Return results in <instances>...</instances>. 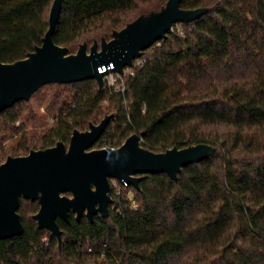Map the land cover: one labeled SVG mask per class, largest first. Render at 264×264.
Instances as JSON below:
<instances>
[{
  "label": "trees",
  "instance_id": "1",
  "mask_svg": "<svg viewBox=\"0 0 264 264\" xmlns=\"http://www.w3.org/2000/svg\"><path fill=\"white\" fill-rule=\"evenodd\" d=\"M53 1L0 0V61L25 58L43 43ZM167 1L62 0L53 39L75 53ZM180 6L203 12L144 50L146 62L124 93L96 79L45 84L38 90L54 89L60 105L43 133L23 120L30 99L1 111L0 156L69 144L75 129L108 114L92 148L118 147L137 133L156 152L209 143L213 153L183 166L177 178L146 173L139 187L121 183L106 215L58 216L61 241L38 225L39 201L22 198L24 231L0 239V264H264V0Z\"/></svg>",
  "mask_w": 264,
  "mask_h": 264
},
{
  "label": "water",
  "instance_id": "2",
  "mask_svg": "<svg viewBox=\"0 0 264 264\" xmlns=\"http://www.w3.org/2000/svg\"><path fill=\"white\" fill-rule=\"evenodd\" d=\"M180 2L168 0L161 10L141 15L114 30L110 40H96L90 48L83 42L75 53H70L67 46L53 39L62 10V0H54L43 43L25 58L0 61V112L19 100L30 99L48 83L96 79L102 87L108 70L101 72L100 66L113 64L112 70L122 72L134 58L167 36L174 24L191 21L203 12V8L184 9ZM111 118L108 114L100 122L91 123L87 130L75 129L69 144L58 141L24 155H9L0 163V239L23 233L18 212L22 198L39 201V210L34 215L38 225L61 241L58 216L68 219L73 211L80 219L86 211L93 220L96 213H108L113 201L111 178L136 187L142 179L139 174L166 172L177 178L183 166L202 160L214 151L209 143H196L156 152L143 147L141 135L137 133L118 147L92 148Z\"/></svg>",
  "mask_w": 264,
  "mask_h": 264
},
{
  "label": "rangeland",
  "instance_id": "3",
  "mask_svg": "<svg viewBox=\"0 0 264 264\" xmlns=\"http://www.w3.org/2000/svg\"><path fill=\"white\" fill-rule=\"evenodd\" d=\"M91 45L88 43L89 48ZM30 105L31 111H26L23 114V120L27 123L28 130L35 133H43L54 125L60 105V97L54 89L42 87L34 92L30 97ZM21 121L19 120L16 124H20ZM15 142V138L8 139L5 145L11 147ZM5 159L6 156H0V160L3 161Z\"/></svg>",
  "mask_w": 264,
  "mask_h": 264
},
{
  "label": "built area",
  "instance_id": "4",
  "mask_svg": "<svg viewBox=\"0 0 264 264\" xmlns=\"http://www.w3.org/2000/svg\"><path fill=\"white\" fill-rule=\"evenodd\" d=\"M146 59H147V55L142 52L140 56L134 58L133 63L131 65L125 66L122 72L112 70V68L114 67L113 64H110L109 66L104 65L103 67L100 66L99 69L101 72H105L108 70L103 76L104 78L103 85L107 87V89H109V91L111 92L124 93L127 89L128 79H131L136 76L137 72L145 64ZM110 181L112 185V195L114 189L116 194L122 193V184L129 185L126 181H121L116 178H111ZM127 195L129 196V198H132L133 196L132 189H129L127 191Z\"/></svg>",
  "mask_w": 264,
  "mask_h": 264
},
{
  "label": "flooded vegetation",
  "instance_id": "5",
  "mask_svg": "<svg viewBox=\"0 0 264 264\" xmlns=\"http://www.w3.org/2000/svg\"><path fill=\"white\" fill-rule=\"evenodd\" d=\"M68 194L71 195L70 193H68ZM96 214H97V213H96ZM96 214H95V215H96ZM83 215H86V211L83 213ZM83 215H82V216H83ZM86 216H87V215H86ZM87 217H88V216H87Z\"/></svg>",
  "mask_w": 264,
  "mask_h": 264
}]
</instances>
